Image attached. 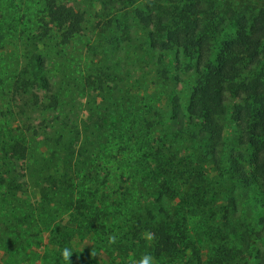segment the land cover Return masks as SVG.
Segmentation results:
<instances>
[{
  "label": "trees",
  "instance_id": "obj_1",
  "mask_svg": "<svg viewBox=\"0 0 264 264\" xmlns=\"http://www.w3.org/2000/svg\"><path fill=\"white\" fill-rule=\"evenodd\" d=\"M140 1L105 3L117 11L133 10L127 12L150 28L152 49L195 51L197 66L207 79L196 85L187 107L178 95L173 96L170 129L160 132L146 112L141 115L131 107L134 102L107 103L112 99L108 93L119 91L106 83L107 73L86 79L88 86L103 94L102 102L89 110L87 126L95 128L89 134L79 130L73 131V138L60 134L57 149L41 152L30 130L9 124L11 129L5 131L0 125V189L14 196L28 187L39 193L31 212L22 211L21 202L10 208L13 221L4 219L12 223L6 225L7 233L18 239L14 216L20 209L28 236L38 235L31 232L35 228H46L50 234L42 255L47 264H68L62 250L69 248L73 253L75 237L88 235H94L98 244L115 248L124 262L151 254L154 264H203L189 230L191 219L203 216L214 226H209L212 230L216 227L209 264H264V8L253 11L245 5L248 14L236 17L240 29L227 36L215 0ZM43 13L54 33L25 34L24 67L13 81V114L21 118L37 110L36 95L45 82L48 61L40 46L49 40L69 45L84 31L85 16L66 5L48 1ZM231 96L236 100L232 117L236 142L225 139L222 123ZM112 105L119 123L109 127ZM200 123L204 129L191 135L190 127ZM34 131L33 135L41 136ZM84 136L85 141L92 140V150H84L85 158H78L76 138ZM205 163L214 174L204 172ZM252 187L258 189L253 198L258 207L251 219L223 225V219L237 215L236 191L244 189L248 196ZM66 212L75 227L52 222L57 213ZM145 230L153 233L150 243L141 238ZM110 236L116 237L115 243H110ZM1 248L15 251L14 245ZM71 257L69 264L77 261Z\"/></svg>",
  "mask_w": 264,
  "mask_h": 264
},
{
  "label": "rangeland",
  "instance_id": "obj_2",
  "mask_svg": "<svg viewBox=\"0 0 264 264\" xmlns=\"http://www.w3.org/2000/svg\"><path fill=\"white\" fill-rule=\"evenodd\" d=\"M48 1L66 5L76 13L84 15V31L69 45L62 46L56 40H49L46 46H40L41 53L46 55L48 61L44 73L45 82L36 95L37 110L33 116L21 118L13 114V81L24 67L25 34H33L35 30L50 36L54 33L49 19L43 13ZM149 1L151 0H141L140 4ZM215 1L216 9H219L221 14L220 26L227 36L235 35L240 29L236 17L242 13L248 14L245 5L253 11L264 8V0ZM127 11H117L106 4L105 0H0V125L3 130L11 129L9 124L14 129L20 130L24 127L30 130L31 137L41 152H46L49 148L57 149L55 142L60 134L73 138L74 130L82 131L83 135L93 132L95 128L88 129L87 126L89 110L94 103L102 102L103 94L88 86L86 79L97 75L106 77L104 73L109 75L106 83L115 85L116 90H119L114 94L108 93L112 99L107 103H118V100L129 104L134 102L131 107L137 109L138 114L143 115L146 112L145 116L156 124L155 131L169 130L173 96L178 95L187 107L196 85L204 82L207 75L197 66L196 53L193 50L152 49L148 42L150 28L142 25ZM27 21H30V24H26ZM235 103V98L231 96L228 101V114L222 120L225 139L230 142L237 140V129L232 120ZM110 111L113 116L108 120L109 127L119 123L116 106H110ZM8 120L11 123L6 125L5 121ZM204 127L203 123L190 127L191 135L197 136ZM34 130L39 131L41 136L33 135ZM3 138L2 136L1 139ZM86 139V136L81 140L76 138L78 158H85L84 150H92L89 146L92 140L85 141ZM194 140L198 141L197 137ZM203 165L205 173L214 174L210 164ZM20 169L21 163H18V170ZM257 191L256 187H252L246 196L244 189H238L237 215H229V218L223 219V225L228 221L244 224V220L251 219L250 216H253L255 208L258 207L253 202ZM38 198V190L33 187H28L16 196L0 189V264H47L42 260L44 247L50 241L46 228H35L31 232L38 235H34V238L28 236L25 233L28 223L23 224V215L19 209L14 216L18 218V230L14 234L18 239H15L14 236L8 235L6 230L12 223L4 222L6 217L13 221L10 208H17V203L21 202L22 211L31 212V207L36 209ZM221 206H224V202ZM70 218V213H57L52 222L75 227L73 223L68 222ZM209 226L211 225L203 216H194L189 224L192 247L201 251L203 264H209L212 238L216 233V227L212 230L211 227L214 226ZM93 237L94 235H88L84 239L81 236L75 237L71 258L75 257L74 260L77 261L73 264H129L119 257L115 248L98 244ZM3 245H14L15 251L1 248ZM259 250L258 247L257 251Z\"/></svg>",
  "mask_w": 264,
  "mask_h": 264
},
{
  "label": "clouds",
  "instance_id": "obj_3",
  "mask_svg": "<svg viewBox=\"0 0 264 264\" xmlns=\"http://www.w3.org/2000/svg\"><path fill=\"white\" fill-rule=\"evenodd\" d=\"M141 238L145 242L150 243L153 240V233L151 231L145 230L141 234ZM109 241L110 243H115L116 237L110 236ZM62 256L65 258V260L68 261V264H69V258L72 256L71 250L69 248H64L62 250ZM129 264H154V257L151 254H145V255H142L139 260H135L134 258L130 259Z\"/></svg>",
  "mask_w": 264,
  "mask_h": 264
}]
</instances>
